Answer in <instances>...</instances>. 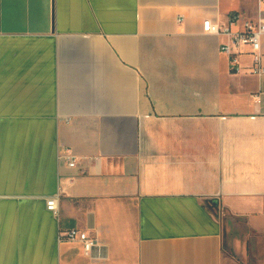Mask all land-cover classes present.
Segmentation results:
<instances>
[{
  "label": "crops",
  "instance_id": "crops-1",
  "mask_svg": "<svg viewBox=\"0 0 264 264\" xmlns=\"http://www.w3.org/2000/svg\"><path fill=\"white\" fill-rule=\"evenodd\" d=\"M261 15L264 0H0V264H264V74L202 31Z\"/></svg>",
  "mask_w": 264,
  "mask_h": 264
},
{
  "label": "built area",
  "instance_id": "built-area-1",
  "mask_svg": "<svg viewBox=\"0 0 264 264\" xmlns=\"http://www.w3.org/2000/svg\"><path fill=\"white\" fill-rule=\"evenodd\" d=\"M263 1V0H261ZM235 20L231 17V23ZM202 31L204 34L214 35V36H228L230 39V44H221L219 50L222 53L233 55L232 46L239 48L241 46H248L253 55V69L254 74H264V67L261 66L260 56L258 51L260 49V38L264 36V15H261L256 20L244 21L241 28L237 31H232L228 25H221L219 23L213 22L210 19H205L202 23ZM231 58V63H235V54ZM65 154L63 157L68 163L69 167L75 166V159L71 155L69 149H65ZM47 210L57 213V206L55 198H51L46 202ZM63 238L68 241H78L81 243L83 252L85 255H90L95 246H97V240L95 237L90 236L87 232L81 231L77 228L67 230Z\"/></svg>",
  "mask_w": 264,
  "mask_h": 264
}]
</instances>
